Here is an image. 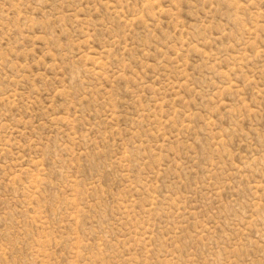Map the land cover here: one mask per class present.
I'll return each mask as SVG.
<instances>
[{
  "label": "rangeland",
  "instance_id": "374dc122",
  "mask_svg": "<svg viewBox=\"0 0 264 264\" xmlns=\"http://www.w3.org/2000/svg\"><path fill=\"white\" fill-rule=\"evenodd\" d=\"M0 264H264V0H0Z\"/></svg>",
  "mask_w": 264,
  "mask_h": 264
}]
</instances>
